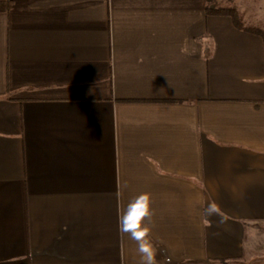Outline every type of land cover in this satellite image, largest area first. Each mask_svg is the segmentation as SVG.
Here are the masks:
<instances>
[{
  "label": "crops",
  "instance_id": "crops-1",
  "mask_svg": "<svg viewBox=\"0 0 264 264\" xmlns=\"http://www.w3.org/2000/svg\"><path fill=\"white\" fill-rule=\"evenodd\" d=\"M11 5L0 264H139L118 216L142 192L160 264H240L250 226L264 253L261 36L207 0ZM210 202L223 222L203 215Z\"/></svg>",
  "mask_w": 264,
  "mask_h": 264
},
{
  "label": "clouds",
  "instance_id": "clouds-1",
  "mask_svg": "<svg viewBox=\"0 0 264 264\" xmlns=\"http://www.w3.org/2000/svg\"><path fill=\"white\" fill-rule=\"evenodd\" d=\"M153 215L151 194L142 192L131 199L118 216V230L121 235H127L137 244L139 264H160L156 259V249L149 238ZM203 215L205 217L220 215L223 222V216L215 202L207 205Z\"/></svg>",
  "mask_w": 264,
  "mask_h": 264
},
{
  "label": "rangeland",
  "instance_id": "rangeland-1",
  "mask_svg": "<svg viewBox=\"0 0 264 264\" xmlns=\"http://www.w3.org/2000/svg\"><path fill=\"white\" fill-rule=\"evenodd\" d=\"M215 3L224 6H235L237 7L242 21L250 26L259 27L264 30V0H215ZM260 226L259 228H264V223H255ZM254 224V225H255ZM258 227L250 226L248 230V239L247 246L245 249V255L242 258L243 261L239 262L240 264H247L254 258H261L263 254H259L257 251L262 252L261 244L257 243V240H260L257 234L255 233ZM254 229V230H253ZM254 235V236H253ZM249 240V241H248ZM261 242V241H260ZM264 242V241H263ZM261 246V247H260Z\"/></svg>",
  "mask_w": 264,
  "mask_h": 264
},
{
  "label": "trees",
  "instance_id": "trees-1",
  "mask_svg": "<svg viewBox=\"0 0 264 264\" xmlns=\"http://www.w3.org/2000/svg\"><path fill=\"white\" fill-rule=\"evenodd\" d=\"M11 6V0L0 1V11H7ZM206 11L208 15H228L233 19V22L238 29L257 34L264 40V30L259 27L245 24L241 19L237 7L219 5L215 3V0H207Z\"/></svg>",
  "mask_w": 264,
  "mask_h": 264
}]
</instances>
